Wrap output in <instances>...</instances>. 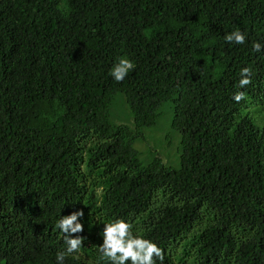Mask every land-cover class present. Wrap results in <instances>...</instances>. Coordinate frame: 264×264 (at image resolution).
I'll return each mask as SVG.
<instances>
[{
	"label": "trees",
	"instance_id": "1",
	"mask_svg": "<svg viewBox=\"0 0 264 264\" xmlns=\"http://www.w3.org/2000/svg\"><path fill=\"white\" fill-rule=\"evenodd\" d=\"M236 29L243 44L224 39ZM254 42L264 0H0V261L56 264L55 222L82 210L64 264H105L119 217L162 249L156 264H264V128L240 114L264 102ZM121 57L135 68L117 82ZM117 93L132 126L110 121ZM167 102L176 168L133 146Z\"/></svg>",
	"mask_w": 264,
	"mask_h": 264
},
{
	"label": "clouds",
	"instance_id": "2",
	"mask_svg": "<svg viewBox=\"0 0 264 264\" xmlns=\"http://www.w3.org/2000/svg\"><path fill=\"white\" fill-rule=\"evenodd\" d=\"M224 39L230 43L243 44L245 34L236 29L226 34ZM262 47L264 45L260 42L252 44L255 52H260ZM134 68L135 64L131 59L121 57L111 68L110 74L115 81L119 82ZM249 83H251V69L243 67L240 70L239 86L243 88ZM242 98V92L233 95V99L237 102ZM82 216L83 211L76 210L70 214L61 215L55 222L54 226L62 234L65 244L64 250L55 255L56 264H64L67 255L75 254L81 249L83 237L71 234L82 231L83 225L79 219ZM100 235L102 242L98 244L95 251L105 264H156L157 259L162 260L163 258L162 249L158 244L143 233L134 232L132 223L123 217L110 219L103 223ZM0 264H3V261H0Z\"/></svg>",
	"mask_w": 264,
	"mask_h": 264
},
{
	"label": "rangeland",
	"instance_id": "3",
	"mask_svg": "<svg viewBox=\"0 0 264 264\" xmlns=\"http://www.w3.org/2000/svg\"><path fill=\"white\" fill-rule=\"evenodd\" d=\"M161 115L157 123L152 127L140 130L142 137L133 144L139 152V158L147 159L150 153H157L163 163L171 168L178 167L180 154V136L170 127L172 106L169 102L164 103L160 109ZM245 114L250 121L259 129L264 128V102L257 100L247 103L240 112ZM110 121L114 124H127L132 126L124 95L117 93L109 109Z\"/></svg>",
	"mask_w": 264,
	"mask_h": 264
}]
</instances>
